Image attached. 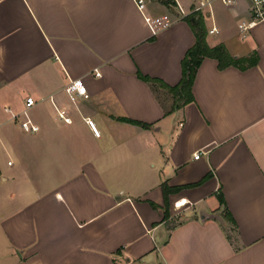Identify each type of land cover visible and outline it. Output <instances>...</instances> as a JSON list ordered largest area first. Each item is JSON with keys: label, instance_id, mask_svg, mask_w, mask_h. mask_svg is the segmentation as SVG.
I'll return each instance as SVG.
<instances>
[{"label": "crops", "instance_id": "crops-1", "mask_svg": "<svg viewBox=\"0 0 264 264\" xmlns=\"http://www.w3.org/2000/svg\"><path fill=\"white\" fill-rule=\"evenodd\" d=\"M247 3L215 1L210 46ZM194 41L163 0H0V264H264V40L170 110L139 74L177 84Z\"/></svg>", "mask_w": 264, "mask_h": 264}, {"label": "trees", "instance_id": "trees-1", "mask_svg": "<svg viewBox=\"0 0 264 264\" xmlns=\"http://www.w3.org/2000/svg\"><path fill=\"white\" fill-rule=\"evenodd\" d=\"M184 20L192 28L195 36L193 45L186 51L184 57L181 60V78L175 85H168L157 78H150L139 74L140 78L153 84H157L160 87L166 89L174 98V103L170 110H174L180 105L193 101V95L191 92L192 83L195 77L197 67L204 57H212L218 60V67L223 69L227 66L233 65L240 69H246L253 66L257 62L256 54L250 56L235 57L231 55L226 49L223 43H219L214 46H210L206 41V29L204 20L201 16L188 15ZM164 200H165V213L167 216V194L168 188L162 185ZM220 201L223 203V198L219 195Z\"/></svg>", "mask_w": 264, "mask_h": 264}, {"label": "built area", "instance_id": "built-area-1", "mask_svg": "<svg viewBox=\"0 0 264 264\" xmlns=\"http://www.w3.org/2000/svg\"><path fill=\"white\" fill-rule=\"evenodd\" d=\"M138 8H141L145 0H133ZM170 6H172L180 16L184 19L188 15L201 16L203 19L208 18L211 21V26L208 30L209 33H217L218 28L215 24L214 17V3L219 1L225 6H229L235 2V0H196L190 8L185 11L179 5L177 0H163ZM247 14L248 19L246 21H241L238 23V28L240 31H249L252 28L261 25L264 27V0H248L247 3ZM145 21L152 34H156L158 31L163 29L168 25V20L166 16H160L158 18H152L150 16H145ZM96 75H99V72L96 71ZM68 91L75 89L78 94H84L85 90L81 83L77 80L72 81L70 86L67 88ZM26 107L31 106L34 103V100L31 97L26 98ZM6 111H10L6 109ZM25 113V111H24ZM13 117L15 115L13 114ZM90 125L93 127L94 132L98 134V131L94 128L93 123L89 120ZM22 129L28 132H36L38 130V125L34 124L29 118L24 119L20 123ZM198 154L194 158H198Z\"/></svg>", "mask_w": 264, "mask_h": 264}, {"label": "rangeland", "instance_id": "rangeland-1", "mask_svg": "<svg viewBox=\"0 0 264 264\" xmlns=\"http://www.w3.org/2000/svg\"><path fill=\"white\" fill-rule=\"evenodd\" d=\"M218 4H221L218 1ZM223 8L227 7L221 4ZM221 19L223 17L224 26L228 27V30H225V45L230 51H239L244 53L252 48H254L255 42L257 40H264V28L261 25H258L255 28V31L252 32V35H249V31H240L238 28V23L241 21H246L248 19V14H241L240 16L232 17L230 14H223L220 15ZM216 18V16H215ZM204 24L206 29V34L208 35L209 28H210V21L208 18H204ZM206 35V37H207Z\"/></svg>", "mask_w": 264, "mask_h": 264}, {"label": "water", "instance_id": "water-1", "mask_svg": "<svg viewBox=\"0 0 264 264\" xmlns=\"http://www.w3.org/2000/svg\"><path fill=\"white\" fill-rule=\"evenodd\" d=\"M205 216H204V213L203 212H200V219H203Z\"/></svg>", "mask_w": 264, "mask_h": 264}]
</instances>
